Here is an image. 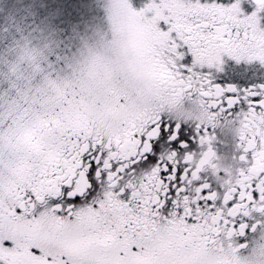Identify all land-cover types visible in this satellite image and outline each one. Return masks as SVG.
I'll return each mask as SVG.
<instances>
[{
	"label": "snow or ice",
	"instance_id": "1",
	"mask_svg": "<svg viewBox=\"0 0 264 264\" xmlns=\"http://www.w3.org/2000/svg\"><path fill=\"white\" fill-rule=\"evenodd\" d=\"M46 4L73 44L89 0ZM125 8L123 88L144 102L85 98L82 80L80 92L61 93L51 110L0 138V193L14 201H0V218L51 201L68 220L48 250L0 238V264H206L198 252L209 237L260 226L247 221L264 215V83L241 89L222 77L264 79V0H146L138 9L125 0ZM189 90L211 119L239 121L235 180L201 175L207 166L218 171L208 124L190 129L153 110L162 93Z\"/></svg>",
	"mask_w": 264,
	"mask_h": 264
},
{
	"label": "flooded vegetation",
	"instance_id": "2",
	"mask_svg": "<svg viewBox=\"0 0 264 264\" xmlns=\"http://www.w3.org/2000/svg\"><path fill=\"white\" fill-rule=\"evenodd\" d=\"M144 2L146 0H136L135 7L138 9ZM223 2L227 3L228 0H223ZM127 28L122 21L111 26L108 33L112 35V40L109 45L103 44L104 49L110 50L100 52L102 57L100 61L96 59V62L100 63L97 64L95 70H93V62L87 65L90 73L86 74V79L89 81V85L93 82L96 83L94 87L92 84V88L83 93L85 98L90 94L101 92L107 95L109 104L113 103L115 97L123 99L127 105L144 102L142 92L135 90L126 92L123 88L126 80L123 69L129 56ZM105 66L110 70L106 71ZM222 81L225 86H237L241 89L264 83V79L255 74L245 79L233 77L231 72H227L222 77ZM105 84L108 87H105ZM152 108L165 119L180 123L190 129H194L197 124L202 127L208 124L209 136L213 138L211 148L215 154L211 165H214L218 171L214 173L213 168L207 166L201 175L213 183L216 182L217 176L222 181L229 178L236 179L238 170L241 168L238 149L240 123L234 115L227 116L225 114L211 119L210 110L205 107L198 93L193 90L162 93L155 98ZM28 109L27 105H22L17 109L11 108L5 112L6 117L0 124V138L5 135L15 136L22 126L29 123L31 117L40 113L35 111L31 113ZM207 147L204 145L195 150L194 164L199 162L201 153L207 151ZM0 201L4 202L6 206L14 204L7 193H0ZM247 222L249 224L257 223L260 226L255 232L249 229L245 236H240L238 233H221L218 236H211L202 244L198 255L206 264H254L258 259V253H264V215L253 213ZM66 223H68L67 218L57 214L52 202L48 201L46 204H36L34 207L28 208L23 215H8L0 218V238L12 240L18 247L36 243L48 250L54 246L58 239V226Z\"/></svg>",
	"mask_w": 264,
	"mask_h": 264
},
{
	"label": "rangeland",
	"instance_id": "3",
	"mask_svg": "<svg viewBox=\"0 0 264 264\" xmlns=\"http://www.w3.org/2000/svg\"><path fill=\"white\" fill-rule=\"evenodd\" d=\"M131 2L135 7L136 0ZM89 4L76 41L66 46L53 13L45 10L46 0H0V27L4 28L0 39L6 28L17 24L35 28L38 42L20 43L19 49H10L8 60L0 62V124L8 109L27 105L31 113L43 112L54 107L61 93L81 91L80 83L90 73L87 65L110 50L103 44L112 40L111 26L122 21L128 27L125 0H89Z\"/></svg>",
	"mask_w": 264,
	"mask_h": 264
},
{
	"label": "trees",
	"instance_id": "4",
	"mask_svg": "<svg viewBox=\"0 0 264 264\" xmlns=\"http://www.w3.org/2000/svg\"><path fill=\"white\" fill-rule=\"evenodd\" d=\"M2 5H0V9H1ZM0 15H3L0 13ZM7 31L5 33V37L1 36V42H0V62H4V60H8L6 59L7 56L9 57V53H10V49H19V44H24L25 41L28 42V40L30 39V41L34 44H37V36L36 35V30L33 27H25V26H20V25H13L10 28H6ZM3 31L4 32V28L0 27V32ZM26 43V42H25ZM49 50H53L51 48H49ZM27 55V53H26ZM29 56V55H28ZM23 57H27V56H21V59ZM10 58V57H9ZM6 63V62H5ZM26 65V64H23ZM29 67V66H28Z\"/></svg>",
	"mask_w": 264,
	"mask_h": 264
},
{
	"label": "clouds",
	"instance_id": "5",
	"mask_svg": "<svg viewBox=\"0 0 264 264\" xmlns=\"http://www.w3.org/2000/svg\"><path fill=\"white\" fill-rule=\"evenodd\" d=\"M254 264H264V253H258V259Z\"/></svg>",
	"mask_w": 264,
	"mask_h": 264
}]
</instances>
